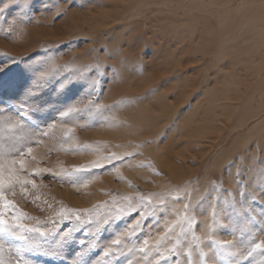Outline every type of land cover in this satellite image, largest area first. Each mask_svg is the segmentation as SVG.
I'll use <instances>...</instances> for the list:
<instances>
[{"label": "rangeland", "instance_id": "374dc122", "mask_svg": "<svg viewBox=\"0 0 264 264\" xmlns=\"http://www.w3.org/2000/svg\"><path fill=\"white\" fill-rule=\"evenodd\" d=\"M3 64L0 148L25 151L26 175L46 170L31 177L35 187L6 192L20 211L59 229L49 218L61 208L100 205L103 215L125 197L166 204L139 225L137 211L74 233L55 261L0 238L4 264L264 261L260 250L249 256L264 241V200L242 195H258L264 172V0H0ZM41 70L51 79L28 101L25 123L16 101ZM113 154L123 159L90 167ZM185 218L191 226L181 233ZM131 226L135 233L112 245ZM166 227L175 231L158 251L130 252L146 238L154 245ZM110 246L120 251L105 258Z\"/></svg>", "mask_w": 264, "mask_h": 264}, {"label": "snow or ice", "instance_id": "6c2138e0", "mask_svg": "<svg viewBox=\"0 0 264 264\" xmlns=\"http://www.w3.org/2000/svg\"><path fill=\"white\" fill-rule=\"evenodd\" d=\"M8 70L7 64L0 65V87L4 85L2 77L7 74ZM50 79V75L41 70L34 75L27 86L22 87V95L16 101L18 107L16 108V112L14 114L18 115L23 122H27L25 117L32 115L31 111H29L28 101L40 95L42 93L41 90L48 85ZM64 79H67V77ZM57 83L62 84L63 81H57ZM68 85L66 87H68ZM9 86L13 85L10 83ZM72 110L73 109L69 108L68 112H62L60 115L67 116ZM11 111L12 109H9V112ZM52 126L54 127L55 125L53 124ZM68 131L71 132V128H69ZM41 134L47 135V133ZM32 151V147H28L26 149L27 154H31ZM118 159H123V157L113 154L109 157L103 158L102 160L94 161L90 167L95 168L101 166L102 163ZM26 169L27 161L25 160V151H19L18 156H10L7 151L0 148V238L19 242V244L14 245L17 251L36 252L39 255L50 256L51 260L55 261L57 257L62 255L66 247H69L75 242L73 236L74 233L84 232L87 236V229L89 227L95 228L97 232H100L112 220L118 224L124 216L137 211L139 212V218L136 220V225H139L145 218L151 216L155 212H163L166 208V204L162 198L159 199L158 205H154L151 199L146 201L143 197L135 200L131 197H125L124 199L127 201L126 205H116V202L113 201L112 203L115 205L114 211L109 209V211L103 215L98 212V209L101 207L100 205H97L91 211L85 210L83 213L69 208H61L54 217L49 218V221L53 226L61 225L59 229L41 226L42 222L40 220L29 217L20 211L16 204L9 200L6 195L7 191L13 190L17 185H19L22 189L26 185H33V187H35L34 181L31 177L39 174L40 172L46 171L44 169L37 168L35 172L28 173L26 175ZM87 170H89V166L75 168L72 172L79 173ZM62 174L67 175L68 173L66 170H62ZM260 176V187L253 190L258 193V195L249 197L247 194L242 193L245 200L251 198L253 203H255L257 199L264 200V172H262ZM184 207L187 210L188 205L185 204ZM262 213H264V209H262ZM245 215L247 216V213ZM9 216L10 219L6 218ZM85 217H87V219H85ZM93 217H95V219H93ZM249 219H251V217H249ZM33 220H35L34 224L26 222ZM179 223L181 233L185 232L183 227L184 223H188L189 226H191V221L187 218L179 221ZM135 231V226H131L126 230V232L118 235L112 241V245H121L122 241L120 237L127 235L130 238ZM174 231V227H166L164 235L158 237L154 245L150 243V238H146L140 244L138 249H130V252L138 250L140 253L147 256L148 253L153 251L154 247L158 251L164 242L168 240L169 235ZM193 239L198 241L199 237L194 236ZM130 242V239L124 241V243ZM177 243H179V240H177ZM80 244L82 246L85 245L86 240H80ZM257 250L264 252V241L253 243L249 256ZM82 251L83 249H81L80 252H77L76 255L81 256ZM119 251L120 249L118 247L110 246L104 249L103 256L107 258L110 255H115V253ZM169 251L172 250L170 249ZM218 251L220 254H226V246L221 244ZM160 254L162 255V253ZM0 264H4L2 259H0ZM76 264H85V262L81 259L78 260ZM105 264H108V262L106 261ZM129 264H131V262H129ZM261 264H264V261H262Z\"/></svg>", "mask_w": 264, "mask_h": 264}, {"label": "bare ground", "instance_id": "6f19581e", "mask_svg": "<svg viewBox=\"0 0 264 264\" xmlns=\"http://www.w3.org/2000/svg\"><path fill=\"white\" fill-rule=\"evenodd\" d=\"M191 1V0H190ZM196 1V0H195ZM193 4V3H192ZM198 4H199V2H198ZM191 5V4H190ZM200 5V4H199ZM246 15V14H245ZM109 18V17H108ZM100 26V25H99ZM48 34V33H47ZM46 33H45V35L44 36H46L47 35ZM164 34V33H163ZM252 34V33H251ZM40 36H42V35H40ZM165 39V38H164ZM250 41V40H249ZM248 42V41H247ZM244 45V44H243ZM253 47V46H252ZM125 48V47H124ZM255 48V47H254ZM177 50V49H176ZM15 51V50H14ZM132 51V50H131ZM132 58V57H131ZM164 92V91H163ZM260 122V121H259ZM259 125V124H258ZM257 127V126H256ZM200 133V132H199ZM202 134V133H201ZM196 135V134H195ZM195 135H193V136H195ZM206 135V134H205ZM208 135V134H207ZM113 135H110V137H112ZM197 138H199V137H197ZM202 139V138H201ZM183 155V154H182ZM202 157V156H201ZM203 158V157H202ZM166 160V159H165ZM171 164V163H170ZM174 167V166H173ZM172 167V168H173ZM124 168V167H123ZM130 170V169H129ZM166 170V169H165ZM170 170V169H169ZM168 170V171H169ZM131 171V170H130ZM170 172V171H169ZM129 174V173H128ZM131 174V173H130ZM108 179V178H107ZM114 180V179H113ZM66 195H67V197H69L70 196V192H67L66 193ZM223 239V238H222ZM220 240V239H219Z\"/></svg>", "mask_w": 264, "mask_h": 264}]
</instances>
